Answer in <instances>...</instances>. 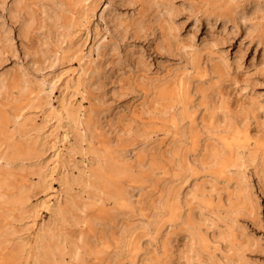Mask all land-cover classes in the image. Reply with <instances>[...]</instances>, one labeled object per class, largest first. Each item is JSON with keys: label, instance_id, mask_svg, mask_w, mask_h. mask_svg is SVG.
Returning <instances> with one entry per match:
<instances>
[{"label": "rangeland", "instance_id": "obj_1", "mask_svg": "<svg viewBox=\"0 0 264 264\" xmlns=\"http://www.w3.org/2000/svg\"><path fill=\"white\" fill-rule=\"evenodd\" d=\"M12 1L0 0V38L8 35L0 39V153L36 138L47 149L35 167L58 169L48 173L51 187L30 176L36 186L26 211H1L0 231L12 233L4 237L20 260L50 227L85 234L96 252L55 264H264V18L246 33L250 21L235 15L252 0H64L58 21L73 27L60 44L42 3L21 0L16 14ZM155 2L174 7L176 36L166 18L154 17ZM183 44H192L190 56ZM53 53L63 58L50 65ZM31 98L38 105L24 107ZM65 101L97 121L85 142L56 118ZM17 115L24 126L13 125ZM104 149L135 168L117 204L92 186L62 185L85 177L95 165L91 150ZM16 164L0 168L1 177L11 174L10 193L26 186L33 167ZM57 194L55 206L91 201L80 214L98 221L69 231L46 209Z\"/></svg>", "mask_w": 264, "mask_h": 264}, {"label": "bare ground", "instance_id": "obj_2", "mask_svg": "<svg viewBox=\"0 0 264 264\" xmlns=\"http://www.w3.org/2000/svg\"><path fill=\"white\" fill-rule=\"evenodd\" d=\"M82 1H85V0H75L76 3H81ZM37 2L43 4V6H39V10L41 11L40 13H43L44 17L46 18H50V20L52 19L53 21L52 25L58 26V29H60V30H57V28L55 27L56 29L54 30V32H52L51 37H54V40L58 42L59 44L64 41L68 42L70 38L69 36L71 35V32H72V27H73L72 22L64 23L62 21H58L60 19V12H62L63 10H66V5H67L66 2L64 0H47V1L37 0ZM20 3H21V0H13L11 4V8L9 9V12L10 13L14 12L17 14L19 11L18 6L20 5ZM155 6H156V9H155L156 12H155L154 17L166 18L170 22L168 29H170V32H173V31L175 32L176 28L171 22L173 20L172 16L174 14V7L172 6V4L167 3V2H155ZM248 7L246 11H243L242 9H241L242 11L236 10L237 14H235L237 17H241L244 21L245 20L250 21L248 22L249 24L248 23L246 24L247 25L246 33L252 31L257 26V21L254 22L252 21V19L254 18L256 19L258 17L264 18V0L263 1L262 0H252L249 3ZM20 22H21L20 23L21 28H27L30 23V20L23 18L22 20H20ZM171 35L176 36V32ZM7 36L8 35L4 34L0 39L6 42ZM101 46H102V43L97 42L96 44L93 45V50L98 53L100 51V48H102ZM192 47H193L192 44H183L181 47H179V49H182V54L185 57H187V56H190V53H192L191 51ZM188 49L190 51H188ZM51 56H52L51 58L52 60H51L50 65L56 64L57 62L61 61V59L63 58L62 55H57L56 53H53ZM84 56L85 54H83L80 59H83ZM45 61L46 60H44V62ZM35 62L33 61L34 64H36ZM33 68L35 69V67ZM30 81L31 79L27 77L25 78L24 82H27L28 84L30 83ZM38 82H40L39 83L40 87L37 88L38 93H42L43 92V87L41 85L42 80H39ZM52 87H53V83L50 85V89L47 92L48 94ZM4 88H6L5 79L0 74V93H3V91L5 90ZM35 99L36 98L29 99L25 103L24 107L38 105L39 102L38 100L35 102ZM81 111L82 110H80L79 108H73L72 106H70L69 103L65 101L61 104L60 109L56 113L57 119H61V120L63 119L68 123L67 125L70 126L71 132L79 140V143H81L87 137L92 135V133L97 129V125H98L96 120H92V118L90 117H89L90 119L87 117H83V114ZM20 116L22 115H17L15 117L16 120L14 121L13 125H15V123H18L20 126H24V124H26L25 123L26 118L24 117L20 118ZM35 130L39 131L38 128H36ZM67 133L68 132H65L63 134L64 140H67L69 137ZM16 144H10L8 146L9 149L6 152L1 151L0 168H4V166H7V167L12 166L16 163L19 165H22L25 162H28L27 165L29 164H31L30 166L33 165V167H31L30 171L28 172L29 176L26 177V179H24V183L28 181L29 182L26 184V186L23 185L19 187L16 191H14V193L9 192L14 188V182H13V179L11 178V174H9V176L7 175V177L0 176V217H1V211L3 208H6V211H7L6 217L10 218L11 212H13V210L26 211V209H28L29 207L33 205L31 203V199L34 196L32 189L34 188V186H36V184L31 183L30 181L31 175L36 174L38 177V180L40 181V184H48L50 186L52 177L51 175H48V173L50 172L52 174V172L54 171L58 173V169L57 170L55 169L56 167H53L52 169H50V171L47 174L43 173V171L40 168L35 167L33 163L34 161H37L38 158L41 157L44 151L47 149V146L44 145L43 142L41 141L39 142L38 140H36V138H33V139H28L25 147L23 148H20ZM81 147L83 146H80V150H82ZM107 150L104 149L101 152L91 150L92 162L94 161L95 163L93 169L91 171L89 169V173L85 177L81 175L82 174V171H81V174L77 176H71L69 178H65L62 181V185H65L66 187H71L73 185H80L82 188H87V187L92 186L100 194L99 197L100 198L103 197V201H107V202L112 201V202H116V204L118 201L127 198V195H128L127 194L128 192L126 190L127 186H125L123 183L125 182L124 180H133L135 178L136 176L134 175L135 168L120 161L118 157L112 155L111 152ZM139 165H141V163ZM178 193H179L178 191L175 192V197H177ZM58 195L59 194L56 195L54 202H52L51 204L49 203L50 200L49 199L47 200L48 204L46 206V209H49L52 212L55 219L61 225L68 228L69 231H70V226L83 224L85 222L90 224L91 222L92 223L95 222L94 220H97V218H94V220H92L91 218L87 219L84 217V214L83 215L80 214L81 212H84L85 210L89 209L92 206L91 201H88V200L81 201L79 198H72L69 200L67 205H56L55 206V204L58 203L60 199ZM97 212L99 214L101 213L104 214L102 209H99V211ZM99 218L100 220H103V217L102 218L99 217ZM121 228H124V226L122 227L121 225ZM2 230L3 229H1L0 231V264H28L29 259L31 260L32 264H55L57 263V261L63 262L65 254H69L70 257L73 259H78V258L80 259V254L84 250L85 251L88 250L89 253L91 252L93 254L96 253L94 252L93 247L90 245L91 243L86 241L85 234H82L81 232H78L77 234H75L73 232L75 236L70 237L71 234L69 233H65V232L64 234L54 233L49 227V228L41 229L39 233L34 237L33 239L34 241L32 242L33 244H31L29 249H25L24 260L21 261L18 254L13 251L14 249L12 247H10L11 244H9V240L4 237V234H12V233L6 232L5 230L2 231ZM102 235L104 234L102 233ZM74 238H76L77 241H75ZM206 240L207 238L204 241ZM67 246H68V250H65ZM93 246H96V245H93Z\"/></svg>", "mask_w": 264, "mask_h": 264}]
</instances>
